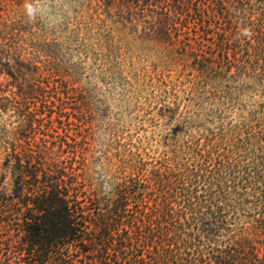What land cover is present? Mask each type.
<instances>
[{
	"label": "rangeland",
	"instance_id": "rangeland-1",
	"mask_svg": "<svg viewBox=\"0 0 264 264\" xmlns=\"http://www.w3.org/2000/svg\"><path fill=\"white\" fill-rule=\"evenodd\" d=\"M34 2L39 11L29 22L24 0H0V69L10 68L18 82L33 87L36 105L31 103L30 110L44 118L29 128L15 102L20 99L15 80L2 72L0 106L7 108L0 107L6 123L0 125V196L13 190L18 144L17 152L30 147L47 159L76 158L74 166L102 197L117 198L125 184L141 189L137 178L164 193L185 216L178 221L185 232L178 244L181 254L174 258L185 257L197 236L183 188L192 174L231 156L241 165L242 192L249 202L245 214L229 220L225 236L251 230L256 222L249 213L264 206V48L255 52L243 41L241 64L232 50V65L224 57L221 61L218 51L200 60L179 42H163L143 30L146 23L125 0ZM239 2L246 8L244 17L256 24L264 19V0ZM244 27L250 24L242 23L241 31ZM251 30L246 40L254 41L258 33ZM201 49L208 50H193L201 55ZM8 60L9 66L2 65ZM21 131L29 138L18 141ZM146 186L141 189L145 200ZM172 230L173 237L177 230ZM7 236L0 231L1 260L19 253L16 237ZM259 240L264 247V237ZM150 255L146 258L157 253L152 249ZM257 260L264 264V248Z\"/></svg>",
	"mask_w": 264,
	"mask_h": 264
},
{
	"label": "trees",
	"instance_id": "trees-1",
	"mask_svg": "<svg viewBox=\"0 0 264 264\" xmlns=\"http://www.w3.org/2000/svg\"><path fill=\"white\" fill-rule=\"evenodd\" d=\"M125 1L132 10H138L146 23L143 30L160 41L179 42V47L191 51L196 59L211 58L218 51L221 61L224 57L229 65L233 60L241 64L243 41L255 52L264 48V19L256 24L244 17L246 8L239 0H229V5L227 0H172L169 7L166 0ZM242 23H249L258 38L254 34L255 40L250 41L241 36ZM198 48L208 50L201 49L199 55L194 52ZM230 50L233 60L228 55ZM2 65L9 66V60ZM4 71L18 88L20 99L15 102L21 104L20 116L34 130L33 123L44 118H37L38 112L30 110L31 103L36 105L30 90L33 87L18 82L10 68L3 67L0 74ZM12 100L8 99L9 103ZM20 133L18 141L29 138L26 132ZM21 146L13 148L18 159L13 190L0 196V231H6L10 239L16 237L14 248L19 253L13 260L0 259V264H166L169 259L168 264H263L257 259L264 248L259 240L264 237V206L249 213L256 222L251 230L243 228L236 237L225 236L230 232L229 220L245 214L243 206L249 202L242 192L245 181L241 165L234 157L226 156L203 173L189 177L192 181L183 188V203L191 211L197 237L191 248L184 250L185 257L174 258L181 254L178 244L185 232L178 221L185 216L173 208L164 193L136 178L137 187H149L146 200L142 198L144 189L131 190L126 184L117 198L102 197L74 166L76 158L47 159L30 147L17 152ZM172 229L177 230L173 237L169 235ZM221 238L224 248L218 245ZM152 249L157 256L147 259Z\"/></svg>",
	"mask_w": 264,
	"mask_h": 264
},
{
	"label": "clouds",
	"instance_id": "clouds-1",
	"mask_svg": "<svg viewBox=\"0 0 264 264\" xmlns=\"http://www.w3.org/2000/svg\"><path fill=\"white\" fill-rule=\"evenodd\" d=\"M24 14L27 17L29 22L34 21L37 18L38 6L34 0H24ZM241 36L250 37L252 35V30L250 28H243L240 33ZM6 123L3 120H0V125H5Z\"/></svg>",
	"mask_w": 264,
	"mask_h": 264
}]
</instances>
